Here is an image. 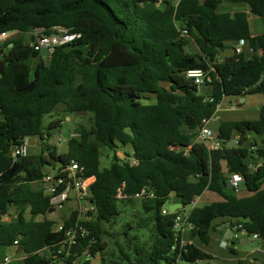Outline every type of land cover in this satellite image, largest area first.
Segmentation results:
<instances>
[{
    "label": "trees",
    "instance_id": "trees-1",
    "mask_svg": "<svg viewBox=\"0 0 264 264\" xmlns=\"http://www.w3.org/2000/svg\"><path fill=\"white\" fill-rule=\"evenodd\" d=\"M220 1L0 0V34L17 31L0 47V247L17 246L25 254L23 264L54 260L65 235L47 218L53 210L41 180L48 166L63 167L72 160L96 180L90 199L94 210L80 222L88 235L80 237L67 264L86 249L100 256L99 264L213 260L174 230L182 210L163 213L172 195L185 208L206 191L220 200L190 210L193 239L208 245L214 222L225 219L264 243V108L258 120L220 122L215 129L219 149L197 142L203 120L215 115L224 97L264 92V0ZM224 3H248L250 11H220ZM251 14L262 17L260 35L251 34ZM54 27L81 37L56 48L46 62L29 46L27 35L35 29L52 34ZM191 40L196 53L187 50ZM240 40L253 50L251 56L245 50L222 57L217 50ZM210 66L215 70L202 86L187 76L189 70ZM60 105L67 114L85 113L92 120L90 128L81 127L68 139L63 153L48 143L62 121L44 125ZM27 137L40 139L41 152L13 157L12 149ZM233 140L236 144L229 147ZM120 149L123 159L117 155ZM106 150L112 161L102 167ZM222 159L229 173L243 176L246 196L227 188ZM261 159L260 166L250 168ZM123 185L128 198L120 200L116 194ZM143 189L153 196L133 198ZM136 200L143 218L124 226L127 244L109 249L105 226L116 224L124 205ZM13 209L18 211L14 218ZM77 219L76 211L64 219L65 229ZM142 230L148 243L139 245L134 243L139 236L130 232ZM234 240L229 250L236 255Z\"/></svg>",
    "mask_w": 264,
    "mask_h": 264
},
{
    "label": "built area",
    "instance_id": "built-area-1",
    "mask_svg": "<svg viewBox=\"0 0 264 264\" xmlns=\"http://www.w3.org/2000/svg\"><path fill=\"white\" fill-rule=\"evenodd\" d=\"M170 0H158V4H162ZM179 0H176L177 3ZM52 34L42 33L35 34L32 40L29 42V46L37 52L47 51L51 56L56 48L69 44L74 40L81 37L79 33L70 32L68 29H63L60 27H54ZM17 31L13 32H3L0 34V44H3L6 40L16 35ZM183 35H187V31L182 32ZM246 42L240 40L235 46V53L240 54L245 51ZM253 53L252 49H249ZM214 67L210 66L208 69H192L187 72V76L193 78L195 83L202 86L206 81L211 80V73L214 72ZM264 79V77H262ZM214 116L208 119H204L202 126L199 130L198 138L204 143L209 142L208 148L210 150H217L220 148V143L217 140V134L210 127V124L215 122ZM77 136L72 134L71 137ZM236 143V140L234 141ZM256 150V148H254ZM12 156H25L28 153V148L24 141L23 144L12 149ZM134 164L135 161H132ZM263 163V160H259L257 163H251L250 168L256 169ZM96 178L95 176H88L87 169L85 166L80 165L76 161L72 160L67 165L63 167H53L48 166L42 177L41 184L43 191L46 196L49 197V204L52 213L63 212L67 205L74 206L73 212H77V222L72 226L65 229L64 219L55 224V231H64L65 239L62 241L57 253L53 255V259L50 264H67L68 257L72 249L79 245L80 237L84 238L88 235V230L80 224L81 221L88 219L89 212L94 210V206L91 204V186L94 184ZM227 181H230L232 190L234 192H239L240 185L243 184L244 178L240 173H228ZM124 185L118 189L116 197L120 200L128 198V195L124 194ZM153 196L143 189L140 193L133 196L135 199H142L144 196ZM72 212V213H73ZM164 214H168V211L163 210ZM188 215L186 213H177L174 219V230L177 234L184 233L186 229H190V224L188 222ZM70 217V216H69ZM68 217V218H69ZM67 219V218H66ZM234 237L232 239L238 240L241 237H249V239L255 241H261L257 234L248 235L244 229L239 230L241 226L233 227ZM184 242V241H183ZM18 244V241H15ZM227 244L225 243L224 246ZM17 247V246H16ZM255 251L259 249L255 248ZM64 255V256H61ZM11 256H6L4 258L5 263L11 261ZM73 264H95V257H92L89 250L86 249L83 255L73 261Z\"/></svg>",
    "mask_w": 264,
    "mask_h": 264
},
{
    "label": "rangeland",
    "instance_id": "rangeland-1",
    "mask_svg": "<svg viewBox=\"0 0 264 264\" xmlns=\"http://www.w3.org/2000/svg\"><path fill=\"white\" fill-rule=\"evenodd\" d=\"M173 2L176 0H172ZM245 9V5L237 4V3H224L220 6V11H241ZM259 24V29H262V22L261 20H256V18L251 19V30L253 32H256L257 26ZM42 29H35L32 33L27 35V42L31 41L33 36L38 33H42ZM2 44H0V47ZM189 53H196L198 52L197 47L195 45V42L191 40L190 45L187 48ZM246 52L248 56H251V53L249 49H246ZM1 57V54H0ZM40 58L44 61L48 62L50 55L47 53V51H42L40 53ZM38 62V58L34 59L32 62V65H35ZM67 118H70V120H67ZM61 120V126L60 128L56 129L52 132V136L49 139V144L51 146H56L58 148V151L60 153L67 151V141L71 137L72 134H76V131L81 128H90L92 125L91 116L85 113H77V114H67L63 110V106L60 105L57 110H55L52 114L47 115L44 120V125L47 126L52 121ZM26 146L28 148V153L31 154H39L41 152V145H40V139L38 137H27L25 139ZM129 151V150H127ZM112 153L108 150L103 152L102 158H101V165L102 167H108L111 164L112 161ZM117 155L119 157H124V150L120 149L117 152ZM228 167V164H227ZM248 193L246 192L244 185H240V190L238 192V195L240 197L246 196ZM175 200L172 202L170 199L165 204V208L168 209L171 212H174L176 210H181L182 205L181 203L173 197ZM220 200V197L213 192L206 191L201 197H198L196 199L195 206L197 207H204L208 204H211L213 202H216ZM140 200L133 201L129 205H124L123 213L122 215L117 219V223L111 226H105L108 230V234L105 236L106 243L108 245L109 249L115 248V243H120L121 245L127 244V241L124 242V237L122 236L124 226L127 223H132L134 226L136 222L140 221L143 218V215L141 213V205ZM190 207H188L189 210ZM65 212H58V213H52L47 214V218L54 221L56 225L60 223L65 217H69L73 210L74 206L67 205L65 208ZM185 212V211H184ZM66 213V214H65ZM18 214V211L16 209H13L11 211L12 217H16ZM26 214L29 216V211L27 210ZM69 214V215H68ZM68 215V216H66ZM11 219V217H9ZM216 221H219L217 219ZM55 229V226H54ZM184 233H187L189 240H194L199 245L201 244L198 240H195L192 238L189 229H186ZM184 233L182 235H184ZM137 234L139 236V240L134 241V243H139V245H142L144 242L148 243V233L146 230L142 231H131L130 236ZM129 242V241H128ZM229 246L224 247L222 246V243L219 239L212 240L209 242L208 245L202 244L201 247L207 251H209L215 258L210 261L205 262H198V263H189L185 261H181L180 264H229L230 261H225L227 258L232 257L229 248L232 246V241L229 240ZM235 245L233 247L240 249L242 252L241 254H237L239 256L246 255V252L253 251L254 248L258 247V243L253 241L251 245L242 247L240 246V243L237 240H234ZM11 256V261L7 264H23V259L25 257V254L17 249L16 247H0V264H3L4 257ZM100 262V256L95 257V264H99ZM6 264V263H5ZM256 264H264V263H256Z\"/></svg>",
    "mask_w": 264,
    "mask_h": 264
},
{
    "label": "crops",
    "instance_id": "crops-1",
    "mask_svg": "<svg viewBox=\"0 0 264 264\" xmlns=\"http://www.w3.org/2000/svg\"><path fill=\"white\" fill-rule=\"evenodd\" d=\"M237 4L245 5V9L244 10L247 11V12L250 11V5L248 3H237ZM232 12H235V11H232ZM252 18H256V20H259V19L261 20V22H262V29H259V24H258L256 32H253L251 30V19ZM249 21H250L251 34L253 36L260 35L263 32V21H262V17L260 15H257V14H251L250 17H249ZM202 91L203 92H206L207 91V88L202 89ZM244 97H245V101L243 103H240V102L235 103V99L237 97H224V99L222 100V102L218 106L217 111H216V113L214 115V118H215L216 121L213 122V123H211L210 124V127L215 131L217 125L220 122H222V121L258 120L260 118L261 111L264 108V92L263 93H258V94H248V95H246ZM67 120H70V118H67ZM199 140L200 139L198 138V141ZM233 141H235V140H233ZM207 142L208 141L205 142L206 145H209V142L208 143ZM235 144L236 143L234 142V145ZM124 157H120V158L123 159ZM41 187H42V184H41ZM173 197H174L173 195L170 197V199L172 200V202L175 201L173 199ZM196 199H195L194 203L191 206H188V207H190L189 210H188V207H185V208L182 207V209H181L182 212L181 213L189 214L190 213V210L195 206ZM164 209L166 211H168V213H175V212L181 211V210H176L174 212H171L168 209H166L165 207H164ZM63 212H65V211H63ZM50 214H52V213H50ZM68 215H66V216H68ZM64 219H66V217ZM227 221L228 220H225L224 219V220H219V221H215L214 222V227L215 228L210 230V241L219 239L221 241V243H222V246H224L225 243L227 245L224 246V247H228L229 246V243L230 242H229V240H227L225 238L226 232H225V226H224V223L227 222ZM53 229H54V226H53ZM243 238H244V236L241 237L240 239H238L237 241L240 243V240L243 239ZM247 238L249 239V237H247ZM183 241L185 243H187V242L196 243L201 249H203L201 247L202 244L199 245L194 240H189L187 233H184V235H183ZM242 242H243V244L245 246H248V245H251V243L253 242V240L249 239V242H247V240H243ZM255 242H257L259 244L258 247H257V249H259V251H255L254 250L255 248H254L253 251L246 252V255L239 256L237 254H239V253L241 254L244 251H241L240 249L234 247V249L237 250V254L236 255H233L231 253L233 256L227 258L225 261L234 262V261L240 259V260L248 261L251 264L264 263V243H263V241H258V240H255ZM245 246H242V247H245ZM203 250L205 252H207V253H210L209 251H207L205 249H203ZM211 255H213V254H211ZM213 257L215 258V256H213ZM3 264H5V263L3 262Z\"/></svg>",
    "mask_w": 264,
    "mask_h": 264
},
{
    "label": "water",
    "instance_id": "water-1",
    "mask_svg": "<svg viewBox=\"0 0 264 264\" xmlns=\"http://www.w3.org/2000/svg\"><path fill=\"white\" fill-rule=\"evenodd\" d=\"M221 3V1L219 0V4ZM217 50L220 52V54H221V56L222 57H230V56H233V55H235V49H234V47H230V48H228V49H225V50H221L220 48H217ZM245 101V97L244 96H242V97H237L236 99H235V103H238V102H240V103H243ZM215 134H216V132H215ZM198 143H202L203 141L202 140H199V141H197ZM208 143V142H207ZM234 146V141H231L230 143H229V147H233ZM221 166H222V172L224 173V174H228L229 173V169H228V167H227V161L225 160V159H222L221 160ZM226 185H227V188L229 189V190H232V186H231V183H230V181H227L226 182ZM232 220H228L227 222H225L224 223V226H225V232H226V234H225V238L227 239V240H231L233 237H234V232H233V225H232ZM243 240H247V242H249V239L247 238V237H244L243 239H241L240 240V246H245L244 244H243Z\"/></svg>",
    "mask_w": 264,
    "mask_h": 264
}]
</instances>
